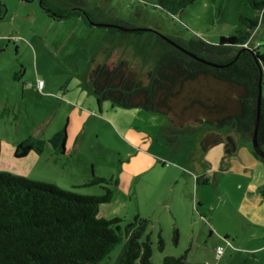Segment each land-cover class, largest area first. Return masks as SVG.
Listing matches in <instances>:
<instances>
[{"label": "rangeland", "instance_id": "obj_1", "mask_svg": "<svg viewBox=\"0 0 264 264\" xmlns=\"http://www.w3.org/2000/svg\"><path fill=\"white\" fill-rule=\"evenodd\" d=\"M52 1L64 4L62 0ZM87 1L89 9L102 21L119 19L148 30L138 34L121 33L107 26L89 28L78 16L59 21L48 17L39 0H0V170L14 172L17 168L20 175L45 182L48 181L46 177L53 178V172L43 159L31 170L25 164L18 168L24 156H14L10 147L28 135L42 132L46 121L64 112L60 110V103L65 95H69L71 101L79 98L83 106L86 78L82 75L88 64L87 49L92 45L107 44L108 49L104 51H110L118 62L127 61L145 83L146 72L153 67L161 49L157 32L184 41L202 39L216 43L220 36L245 28L238 18L240 13L252 15L239 0H224L217 15L213 0H196L176 16L167 14L156 5V0ZM77 23L81 28L76 27ZM84 28L86 32H82ZM91 29L94 31L90 32ZM250 44L259 46L264 53V21L253 29ZM39 80L44 84L42 88H38ZM56 108H59L57 115L52 117ZM118 110L124 112V122L128 126L136 125L130 116L134 108L119 107ZM152 114L162 118V125L167 122L163 114ZM102 128L103 132L96 138L94 133H88L87 137L94 139L90 153L100 157L101 160H97L99 171L113 179L108 184L113 196L104 215L120 217L121 224L131 221L135 214L147 218L146 232L152 241L154 264H160L165 255L183 253L189 264H264V202L259 207L247 199L253 194L250 185H254L253 188L264 186V169L246 168L249 165L235 153L226 155L223 138L205 150L214 161V169L201 170L205 166L199 163L198 153L203 149L197 139L204 130L211 128L207 125L196 134L188 135L175 151L158 135L157 125L152 137L145 138L142 131L132 129L128 137L124 135V141L116 135L115 128L112 130L108 125ZM221 133L238 137L237 152L249 151L251 141L233 129L224 128ZM148 139L152 140L150 147L130 143L141 142L147 146ZM217 146L222 147L219 156L215 150ZM80 151H88L86 145ZM239 167L242 171H237ZM92 174L90 171L80 180ZM196 177L201 181L208 178V183L196 185ZM61 187L87 195L104 193L99 184ZM196 197L202 198V204ZM237 207L246 212L243 215L248 219L235 211ZM193 226L197 228L195 237H192ZM174 227L178 229L176 243L173 241ZM160 238L164 242L162 249L158 246ZM123 244L124 241L116 243L103 262L114 264ZM218 244L223 252L217 258L215 248Z\"/></svg>", "mask_w": 264, "mask_h": 264}, {"label": "trees", "instance_id": "obj_2", "mask_svg": "<svg viewBox=\"0 0 264 264\" xmlns=\"http://www.w3.org/2000/svg\"><path fill=\"white\" fill-rule=\"evenodd\" d=\"M62 1L64 4L39 0V4L48 17L57 21L78 16L89 27L104 22L121 33L147 31L119 19L100 20L89 9L87 0ZM194 1L155 3L176 16ZM239 1L252 13L238 16L245 28L220 36L216 43L202 39L184 41L157 32L161 49L153 67L146 72L145 83L127 61L95 64L89 71V80L97 102L109 100L114 107L163 114L167 125L161 129V136L171 149L179 146L184 135L196 134L205 125L211 128L199 138L203 150L224 138L225 154L232 155L239 139L231 133L222 136L221 129L231 128L250 142L255 127L257 142L264 149V53L259 46L250 44L253 29L264 21V0ZM223 2L213 0L216 15ZM65 136V128L53 134L50 142L55 150L63 151ZM44 146L45 140L29 135L16 144L13 154L23 157L29 151L39 153ZM249 150L263 161L251 145ZM111 182L112 177L92 175L80 185H70L75 188L99 184L104 189L100 195H87L0 170V264H106L104 257L121 241L124 244L114 264H154L152 241L146 232L147 218L135 214L131 221L121 224L120 217H105L104 209L113 196L108 187ZM202 182L208 183L206 179ZM260 193L264 197V188ZM173 241H178L176 228ZM163 245L160 238L159 248ZM160 264H186L185 253L165 255Z\"/></svg>", "mask_w": 264, "mask_h": 264}, {"label": "crops", "instance_id": "obj_3", "mask_svg": "<svg viewBox=\"0 0 264 264\" xmlns=\"http://www.w3.org/2000/svg\"><path fill=\"white\" fill-rule=\"evenodd\" d=\"M76 27L81 28V24L77 23ZM87 27L89 26L87 25ZM89 28H92V27H89ZM92 31L94 30L91 29L90 32ZM82 32H86L85 28ZM90 32H87V34H89ZM104 45H106L105 48H103ZM106 49H108L107 44H103V45L96 44L95 46L92 45L91 47H89V49H87V52L89 53L86 56V58H88L87 59L88 64L85 65L84 73L82 75L83 77L86 78V81L83 82V86H84L83 90L86 92L85 101H82L83 106L82 107L80 106L79 98H77L76 101L74 99H73L74 101H71L70 99L71 97L69 95H65L64 97H62L61 103H60L61 105L60 110L64 109V112H61L60 115L56 117V119L54 118L55 120L50 119L49 121H46L42 132H38L33 135L37 138H41L45 140L44 148L39 153H36L34 151H29L26 155H24V161L22 162L20 161V163L17 164L18 168L22 164H25V166L31 170L33 166L37 165L39 161L43 159L48 164L49 170L53 172L54 174L52 179L46 177L48 182H51V183L56 182L60 186L62 185L70 186L72 184L80 185L85 181V180H80L81 177L88 176L90 171H91V174L94 173L92 175L109 178L108 176L102 175L103 174L101 173L102 171H99L97 160L98 161L101 160L100 157L92 156V153H90L93 151L92 148L94 145L93 144L94 139H91V136L87 137L88 133L90 134L94 133L95 138H96L98 136V133L103 132L104 128L102 127L105 125H108L110 129L112 130H114L115 128L114 132L116 133V135L122 141H124V135L128 137L129 133L132 132V129H134L135 131H142V136L145 138L152 137L155 134V131L153 128L157 125L158 132H159L158 135H161V129L167 125V122H165L162 125L161 124L162 118L160 116H156L152 114V112L145 111L142 108H134L135 111L130 113V116H131V119H133L132 122H135L136 125L128 126L124 122V112L119 111L118 110L119 107L117 106L114 107L109 100H102L100 103L97 102V96L94 93L92 84L90 83V80H89V71L97 63H105L107 61L117 60V57L114 58V56L110 55L109 53L110 51L109 52L104 51ZM32 86L34 87V84ZM58 109L59 108L55 109V112L52 113L53 114L52 117H55L57 115L56 112ZM62 128H65L66 130L64 149L63 151H57L54 149L52 143L50 142V139L54 133L60 131ZM124 128L126 129L125 134H124ZM209 130L210 129H206L203 132L209 131ZM187 136L188 135L183 136V139L181 140L179 146H181L184 143ZM200 136L201 135H199L197 139L198 145H199ZM148 140L149 141L147 143V146L143 145L141 142L131 141L130 143L138 147H150L152 140L150 139ZM19 141L14 142V145L10 147L12 148L13 151H14L16 144ZM83 145H86V150L88 151H85V152L80 151ZM213 145H210L209 147ZM178 147L173 148L172 151H175L176 149H178ZM199 147L201 146L199 145ZM46 149H49V150H46ZM205 150H203V152H201L200 150V152L198 153L201 156V162L199 163L205 166V169H201V170H206V171L213 170L214 169L213 166L215 165L214 161L207 156V153ZM215 150L218 153V156L222 153L221 146H217ZM45 153L46 155L43 156ZM234 155H238L240 159H242L246 164L249 165L246 168H249L252 170L264 169L263 167L264 164L261 163L260 160L253 157L252 154L250 153V150L244 153L236 151ZM17 171L18 169L16 168V171L14 172L19 173V171L18 172ZM237 171H242V169L239 167ZM204 179H206L208 182V178H204ZM195 182H196L195 184L197 185L201 183L202 181L198 177H196ZM204 184H207V183H204ZM253 187L254 185H250V190L251 192H253V194L247 196V199H250L252 203L256 204L257 206L262 207L261 203L264 202L263 201L264 197L261 195L260 190L264 188V186L261 185L260 187H257V186L255 188ZM197 189L198 188H196V190ZM261 196H262V199L259 200V197ZM196 200L199 204H202L201 197H199L198 199L196 197ZM235 211L241 214L242 217H246V219H248L246 215H243V213L246 214V212H244L240 207H237ZM201 226H204V225L200 224V227ZM196 232H197V228L193 226L192 237H195ZM226 233L229 234L228 232ZM217 246H220V245L218 244ZM222 252L219 255H217L216 248H215V255L217 258L221 256ZM186 264H189V262Z\"/></svg>", "mask_w": 264, "mask_h": 264}, {"label": "water", "instance_id": "obj_4", "mask_svg": "<svg viewBox=\"0 0 264 264\" xmlns=\"http://www.w3.org/2000/svg\"><path fill=\"white\" fill-rule=\"evenodd\" d=\"M99 26H108L110 25L109 23H98ZM121 30H124L125 28L124 27H119ZM139 30H148V28H145V27H138ZM167 38V37H166ZM170 40V39H169ZM170 42H172L170 40ZM201 61L203 62H206L208 64H211V65H214V66H219L218 64L216 63H213L211 61H208L206 59H203V58H199ZM256 126H257V122H256ZM251 145H252V149L253 151L260 157L262 158V160L264 161V149L260 146V144L257 142V139H256V127H255V130H254V133L251 137Z\"/></svg>", "mask_w": 264, "mask_h": 264}, {"label": "built area", "instance_id": "obj_5", "mask_svg": "<svg viewBox=\"0 0 264 264\" xmlns=\"http://www.w3.org/2000/svg\"><path fill=\"white\" fill-rule=\"evenodd\" d=\"M43 85H44L43 82L41 80H39V82H38V88H42ZM222 250H223L222 246H217L216 247V253H217V255H219L222 252Z\"/></svg>", "mask_w": 264, "mask_h": 264}]
</instances>
